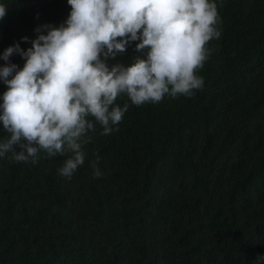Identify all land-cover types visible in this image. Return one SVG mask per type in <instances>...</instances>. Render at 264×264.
Instances as JSON below:
<instances>
[{"label": "trees", "instance_id": "obj_1", "mask_svg": "<svg viewBox=\"0 0 264 264\" xmlns=\"http://www.w3.org/2000/svg\"><path fill=\"white\" fill-rule=\"evenodd\" d=\"M210 2L220 36L206 45L193 95L137 106L122 93L114 103L129 108L110 135L86 117L95 127L71 180L59 173L70 153L41 150L35 164L0 157V264H253L264 255V0ZM0 4V56L14 43L27 50L34 29L71 11L67 0ZM139 42L107 66L146 58ZM7 90L0 80V104Z\"/></svg>", "mask_w": 264, "mask_h": 264}, {"label": "clouds", "instance_id": "obj_2", "mask_svg": "<svg viewBox=\"0 0 264 264\" xmlns=\"http://www.w3.org/2000/svg\"><path fill=\"white\" fill-rule=\"evenodd\" d=\"M67 2L71 11L65 21L38 26L30 48L14 43L0 56L5 61L0 80L8 87L0 104L7 133L0 157L12 153L17 162L35 164L41 150L49 158L70 153L59 173L71 180L85 163L87 132L95 127L86 117L103 126L101 135H110L129 108L114 103L122 93L137 106L158 103L166 94L193 95L204 84L196 71L211 54L206 45L220 31L217 5L210 0ZM5 14L0 4V18ZM138 40L137 51L149 49L146 58L137 57L127 67L107 66L109 57ZM13 55L25 60L22 69L11 62ZM98 163L99 158L91 163L94 178L102 176ZM253 264H264V255Z\"/></svg>", "mask_w": 264, "mask_h": 264}]
</instances>
